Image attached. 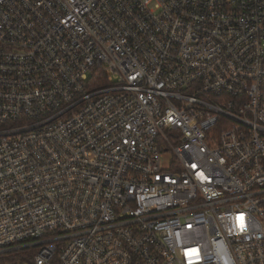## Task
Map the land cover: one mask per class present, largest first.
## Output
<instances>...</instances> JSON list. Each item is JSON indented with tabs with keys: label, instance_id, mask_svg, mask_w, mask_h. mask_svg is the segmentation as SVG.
Listing matches in <instances>:
<instances>
[{
	"label": "built area",
	"instance_id": "1",
	"mask_svg": "<svg viewBox=\"0 0 264 264\" xmlns=\"http://www.w3.org/2000/svg\"><path fill=\"white\" fill-rule=\"evenodd\" d=\"M0 264H264V0H0Z\"/></svg>",
	"mask_w": 264,
	"mask_h": 264
},
{
	"label": "rangeland",
	"instance_id": "2",
	"mask_svg": "<svg viewBox=\"0 0 264 264\" xmlns=\"http://www.w3.org/2000/svg\"><path fill=\"white\" fill-rule=\"evenodd\" d=\"M167 157H168V156H164V157H163V161H166V160H167Z\"/></svg>",
	"mask_w": 264,
	"mask_h": 264
}]
</instances>
